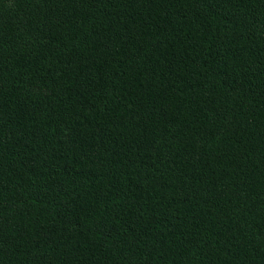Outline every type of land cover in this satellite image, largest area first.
Returning a JSON list of instances; mask_svg holds the SVG:
<instances>
[{
    "label": "trees",
    "instance_id": "16d2710c",
    "mask_svg": "<svg viewBox=\"0 0 264 264\" xmlns=\"http://www.w3.org/2000/svg\"><path fill=\"white\" fill-rule=\"evenodd\" d=\"M0 264H264V0H0Z\"/></svg>",
    "mask_w": 264,
    "mask_h": 264
}]
</instances>
